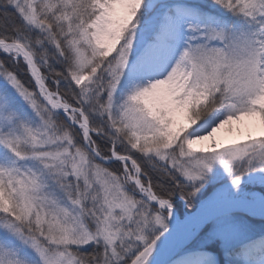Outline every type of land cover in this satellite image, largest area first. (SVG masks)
<instances>
[{"label":"snow or ice","instance_id":"1","mask_svg":"<svg viewBox=\"0 0 264 264\" xmlns=\"http://www.w3.org/2000/svg\"><path fill=\"white\" fill-rule=\"evenodd\" d=\"M0 53V264H214L213 240L252 241L232 213L264 217L244 123L264 129V0H0Z\"/></svg>","mask_w":264,"mask_h":264},{"label":"rangeland","instance_id":"2","mask_svg":"<svg viewBox=\"0 0 264 264\" xmlns=\"http://www.w3.org/2000/svg\"><path fill=\"white\" fill-rule=\"evenodd\" d=\"M233 19H235L233 17ZM3 54L0 53V56ZM5 82L2 78H0V87L4 86ZM17 114L20 116V118L25 122L32 125H35L36 118L33 115L32 111L28 106L24 103L23 100L18 98V108H17ZM245 124H250L251 128L249 131H251V134L254 136L261 135L262 131L264 129L261 128L259 125L258 120H251L249 118H245L244 121ZM233 126H237L235 123ZM227 126L225 128H222L218 130V132L215 134V139L217 142L223 143L225 145L229 144L233 140H239L242 139V137L236 136L234 133H229L226 130ZM210 143V141L205 140L202 142H198L197 145L194 147H201L206 146ZM7 159L6 155L0 154V160ZM214 174H221L225 176V179H227L226 173H224V170L221 165L217 164L213 167L212 173L209 175ZM253 174V173H249ZM246 182L242 183V187H244ZM248 187H251L248 185ZM215 189V186L210 185L208 183H205V187L202 189L203 197L204 198L208 193L212 192V190ZM258 190H264L261 189L259 186H257ZM174 205L177 209V213L180 218H183L185 213H191L194 208L192 207H186L184 204V201L179 198V195H177L174 198ZM232 216L235 220H237L239 223L244 225L246 228L252 230L254 233H256L252 239L251 242L247 243H239L235 246L234 251H228L225 249L224 244L219 239L213 240L210 244L207 245L205 251L210 254V258L215 262V264H230V261L236 262V264H250L249 261L246 259L245 253H244V246L251 244H259L260 242L264 241V235H261V233H264V219L261 217H258L257 215H250L249 213H242V212H233ZM211 225H205V228L202 231H208L210 230ZM264 244L259 245L258 247H263ZM254 246V245H252Z\"/></svg>","mask_w":264,"mask_h":264},{"label":"bare ground","instance_id":"3","mask_svg":"<svg viewBox=\"0 0 264 264\" xmlns=\"http://www.w3.org/2000/svg\"><path fill=\"white\" fill-rule=\"evenodd\" d=\"M247 180L248 179L243 180L242 183L246 182ZM215 190L216 188L212 190V192L208 193L203 199H208L209 197H211L214 194ZM242 213H247V212H242ZM177 216L179 217L178 213H177ZM257 216L264 219V217L262 216H259V215ZM180 219H183V218H180ZM169 228H172V225H170ZM261 244H264V241L260 242L259 244L253 243L251 244V246H249L248 244L244 246L243 248L244 253H245L246 259L249 261L250 264H264V245L263 247H258Z\"/></svg>","mask_w":264,"mask_h":264},{"label":"water","instance_id":"4","mask_svg":"<svg viewBox=\"0 0 264 264\" xmlns=\"http://www.w3.org/2000/svg\"><path fill=\"white\" fill-rule=\"evenodd\" d=\"M251 175H254V174H250L249 176H251ZM245 179H248V177H245L243 180H245ZM242 180V181H243ZM233 212H245V211H243L242 209H240V208H237V209H235ZM172 230V228H169V231H171Z\"/></svg>","mask_w":264,"mask_h":264}]
</instances>
